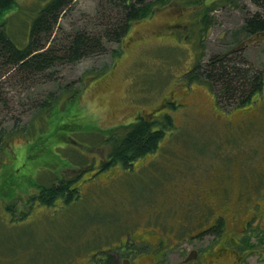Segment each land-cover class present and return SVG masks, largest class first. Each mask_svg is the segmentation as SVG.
Instances as JSON below:
<instances>
[{
    "label": "rangeland",
    "instance_id": "obj_1",
    "mask_svg": "<svg viewBox=\"0 0 264 264\" xmlns=\"http://www.w3.org/2000/svg\"><path fill=\"white\" fill-rule=\"evenodd\" d=\"M49 1L16 0L0 14L20 48ZM108 1L74 0L57 35L90 26ZM205 3L206 26L204 2L173 0L104 54L1 78L0 264L91 262L152 219L177 246L162 264H264V89L235 106L222 102L219 84L188 76L236 48L242 64L264 70V32L240 30L257 10L251 0ZM141 117L164 126L158 147L131 167H102L110 130L125 134ZM60 180H70L72 196L43 203L42 188ZM191 247L198 254L188 263Z\"/></svg>",
    "mask_w": 264,
    "mask_h": 264
},
{
    "label": "trees",
    "instance_id": "obj_2",
    "mask_svg": "<svg viewBox=\"0 0 264 264\" xmlns=\"http://www.w3.org/2000/svg\"><path fill=\"white\" fill-rule=\"evenodd\" d=\"M15 1L0 0V14L12 8ZM172 1L110 0V4L105 3L96 19H91L90 26L77 28L65 38H60L57 35L59 19L74 0H50L34 20L30 42L24 48L17 46L9 37L5 26L0 25V80L11 75L14 70L28 76H40L58 65L72 64L82 57L104 54L109 50V43H121L124 40L134 22L153 15L157 9L166 7ZM251 1L257 6V10L246 14L240 28L247 36L264 32V0ZM185 2L198 5L204 2L206 7L201 11V21L206 26L213 6L205 3V0ZM236 49L212 54L205 66H196L188 76L190 80L203 76V81L219 84V96L224 99L222 102L226 103L225 98L228 96L229 103L241 106L251 102L257 93L263 91L264 70L242 64L246 61L245 57L240 48ZM111 52L115 56L119 50L114 48ZM47 104L48 99H45L42 106ZM155 124L154 120L141 117L125 134L111 129L109 135L113 136L108 140L113 139L114 143L108 157L102 161V167L118 163L131 167L139 157L154 151L165 132L164 126L154 129ZM72 193L70 180H60L49 188L43 187L39 197L43 203L50 205L55 197L64 194L70 198Z\"/></svg>",
    "mask_w": 264,
    "mask_h": 264
},
{
    "label": "flooded vegetation",
    "instance_id": "obj_3",
    "mask_svg": "<svg viewBox=\"0 0 264 264\" xmlns=\"http://www.w3.org/2000/svg\"><path fill=\"white\" fill-rule=\"evenodd\" d=\"M173 102L174 100H170L166 101L165 104H172ZM64 197V195L57 196L53 201L63 199ZM154 221L155 220L152 219L149 228L142 229L138 233L133 232V234L131 233L132 231H128V235L124 238L123 235H121L119 241L111 245V249L102 247L100 249L104 252L102 256L96 255L97 253L94 251L93 254L95 259L89 262V257H87L84 261L85 264H162L161 259L177 246H175L176 242H173L174 240L170 239V237L164 238L160 235L159 231H161V229L156 228L153 224ZM184 222L185 220L182 221L183 224ZM144 223L147 224L146 222ZM168 233L169 232H167V235ZM187 238L188 236L185 237L186 240ZM202 251L205 250L202 249L201 252ZM187 252L185 259L189 263L188 258L190 255L193 253L197 255L198 252L193 247L189 248Z\"/></svg>",
    "mask_w": 264,
    "mask_h": 264
}]
</instances>
